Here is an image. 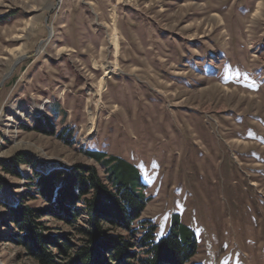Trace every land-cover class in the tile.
<instances>
[{
	"label": "rangeland",
	"instance_id": "obj_1",
	"mask_svg": "<svg viewBox=\"0 0 264 264\" xmlns=\"http://www.w3.org/2000/svg\"><path fill=\"white\" fill-rule=\"evenodd\" d=\"M89 150L137 167L139 233L178 215L194 262L264 264V0H0V162L36 160L0 165V264H38L8 210L47 206L35 171L85 163L111 186Z\"/></svg>",
	"mask_w": 264,
	"mask_h": 264
},
{
	"label": "trees",
	"instance_id": "obj_2",
	"mask_svg": "<svg viewBox=\"0 0 264 264\" xmlns=\"http://www.w3.org/2000/svg\"><path fill=\"white\" fill-rule=\"evenodd\" d=\"M40 122V119L37 120ZM36 129L54 134L53 124ZM87 155L109 166L107 184L97 168L76 163L47 173L35 171L29 177L33 193L47 206L21 202L8 207L19 229L18 240L38 264H200L193 261L198 250L195 232L173 216L172 229L156 237L157 225L150 219L141 221L144 230L134 228L140 220L148 198L141 185L136 166L120 157L89 150ZM30 153L18 152L9 162H0L2 170L21 176L20 164H33ZM0 173V189L4 184ZM55 218L72 227V237L48 232L45 217Z\"/></svg>",
	"mask_w": 264,
	"mask_h": 264
},
{
	"label": "bare ground",
	"instance_id": "obj_3",
	"mask_svg": "<svg viewBox=\"0 0 264 264\" xmlns=\"http://www.w3.org/2000/svg\"><path fill=\"white\" fill-rule=\"evenodd\" d=\"M106 72H107V71H106ZM103 79H104V77H102V79H101V80L103 81ZM93 130H94V129H92V131H93Z\"/></svg>",
	"mask_w": 264,
	"mask_h": 264
}]
</instances>
